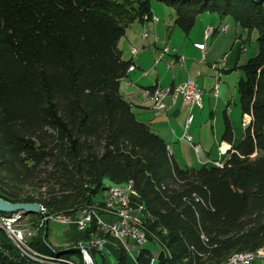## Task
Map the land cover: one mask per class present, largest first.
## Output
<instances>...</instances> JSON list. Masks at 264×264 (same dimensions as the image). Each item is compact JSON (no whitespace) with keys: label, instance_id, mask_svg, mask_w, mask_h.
I'll return each instance as SVG.
<instances>
[{"label":"trees","instance_id":"trees-1","mask_svg":"<svg viewBox=\"0 0 264 264\" xmlns=\"http://www.w3.org/2000/svg\"><path fill=\"white\" fill-rule=\"evenodd\" d=\"M152 1L174 11L186 36L204 14L258 35V55L237 83L248 122L235 146L226 120L232 147L221 167H180L120 94L130 63L118 43L132 24L151 21ZM128 184L145 207L149 244L163 242L156 264H227L264 249V0H0V197L75 219ZM40 235L29 240L34 251L85 264L79 241L50 250ZM95 238L129 264L95 223L80 242ZM151 258L143 249L137 264ZM0 264L52 263L24 257L0 230Z\"/></svg>","mask_w":264,"mask_h":264},{"label":"crops","instance_id":"crops-1","mask_svg":"<svg viewBox=\"0 0 264 264\" xmlns=\"http://www.w3.org/2000/svg\"><path fill=\"white\" fill-rule=\"evenodd\" d=\"M173 16L170 14V17L174 22L175 13ZM153 17L157 18L154 14ZM225 21L226 20H222V22ZM160 22V20L157 23H154L153 21L145 23L136 22L127 29L125 36L119 41L118 48L122 54L123 60L130 63V67H134L135 69L133 71H128L127 76L121 81L120 94L131 105L137 120L148 125L150 129L166 143L171 155L180 167H182V163L187 162L191 158L201 162L203 165H215L216 162L225 164L228 160L227 153L232 147L223 140L226 120L228 119L233 127L235 146L242 140L245 131V123L248 122V118L243 117L241 114L239 102L237 107L243 121L242 126H238V123L233 122L231 119L233 112L230 106L231 104L228 103V94L230 95L231 92L229 91L233 90L232 86L230 87L228 84L224 86L226 84L224 81L223 86L219 90L218 97H214L213 95L214 78L211 66L216 59L209 60L208 56L209 53L211 54L215 50L216 43L221 41L223 36L222 34L229 31V26L225 24L224 28L226 27L227 30L226 32L221 33L219 30L210 26L213 22H216L213 14H204L201 16V19L198 18L197 23L193 28L197 37L195 38L192 36L191 33L193 30L188 36L184 34L188 42L186 43V47L183 46L180 48V54L185 57L184 62L181 63L179 61L181 58L179 53L177 55L175 50L173 49L172 51L169 46H160L159 38L155 37L154 39L152 37V34L156 33V27L158 28ZM148 23H150V25ZM211 28V35L205 39L206 31ZM143 33L146 34L145 39L143 38ZM243 35H245L243 31L241 35L237 34L236 41L233 43L230 51L222 58L225 59L224 76L230 75L235 69L242 67L239 66V63L242 58V52L246 50ZM200 36L202 38L200 41H197ZM210 41V46H207ZM194 42H202V44L206 46V49L201 48V51H194ZM165 48H169V53L161 55L163 49ZM132 49L137 50L134 55L132 54ZM156 54L159 55V58H157ZM200 54L201 58L198 59ZM148 55L151 59L153 58L155 64H157V59L160 63L164 62L168 71L173 69L172 67H170L172 69L168 68L171 61H174L176 64H181L183 68L181 70L174 71L172 76H170L171 78L161 80L159 74H154L157 70V66H155L154 69L152 67L149 68L145 66L144 59ZM241 78L242 75L240 74L234 87L236 90L237 83ZM187 81H195L197 83L202 95V105H204L203 98L209 97L212 101L211 128H208V122H203L204 120H201L200 116L198 117L200 108L196 107L192 110V124L186 131L191 137L193 145L199 147L198 152L182 140L186 129V121L190 114V108L184 103V101L180 97L175 101L171 98L165 99L164 102L168 107L167 111L159 114L153 109V100L145 99L142 96L143 91L145 90L155 87L164 88L176 86ZM224 87H227V89L225 88L224 90ZM220 148L225 150L226 153L222 154ZM103 216L105 219L104 221H113L111 217L107 215ZM80 237V233L79 236L75 238L71 236L66 245L70 246L76 243L79 241ZM104 246L105 248L101 251L102 254L99 253L102 257V264L104 263V259H106L107 264H111L109 258L114 259L112 264H117V261L112 255L110 249L106 248V243ZM97 254L98 252H94L95 261ZM130 258L131 257H129V259ZM253 264H264V261L257 259V261Z\"/></svg>","mask_w":264,"mask_h":264},{"label":"rangeland","instance_id":"rangeland-1","mask_svg":"<svg viewBox=\"0 0 264 264\" xmlns=\"http://www.w3.org/2000/svg\"><path fill=\"white\" fill-rule=\"evenodd\" d=\"M152 11H153L152 13L157 18H159V20L161 21L160 24L158 25V28L156 27V33L152 34V37L154 39H155V37L159 38L160 46H162V47L169 46L172 51L174 49L175 53H177V55L179 53V56L181 57L180 59L184 62L185 57L180 54V48L183 46L186 47L187 46L186 43L188 42V40L185 38L186 36L183 34V32L179 28L174 26V22L170 17V14L173 16L174 11L171 8H168V7L158 3L156 1H152ZM213 17H214L216 22H213V24L210 26H212L214 29L219 30L221 33L224 32L225 24L229 26V31H227V33L222 34L223 36H222L221 41L218 40L219 42L216 43L215 50L211 54L209 53L208 59L209 60L216 59L215 62L213 63V64H215V63H218L219 60L222 59L224 57V55L230 51L233 43L236 41L237 34L241 35L242 30L239 26H237V24L231 18L224 19L226 21L222 22V20L217 15H213ZM199 18L201 19V16ZM148 24L150 25V23H148ZM144 34L145 33H143L142 35L144 36ZM191 34L193 37H195V38L197 37L194 30L192 31ZM201 38L202 37L200 36L197 39V41H200ZM257 38H258V35L256 32H253L250 36H248V34L243 35V39L245 42L244 46H245L246 50L242 52V58H241V61L239 63L240 64L239 66H243L244 64H246V62H248L249 59L254 58L258 55L259 46L257 43ZM193 44H195L194 45V48H195L194 51L195 50L201 51L202 50L201 48L206 49V46L204 44H202V42H194ZM210 44H211V41L208 43L207 46H210ZM156 55H157V58H159V55L158 54H156ZM200 58H201V54H200L198 59H200ZM144 64L146 67H149V68L152 67L153 69L155 68V66H157V70L154 74H159L161 80L171 78L170 76H172L174 71H178V70H181L183 68V66L181 64L174 63L172 66L173 69L170 68L172 70L168 71L164 62L160 63L157 59V64H155V61L153 60V58L151 59V57L149 55L145 57ZM224 70H225V68H224ZM224 70H222L220 73V74H223L221 87L223 86L224 81H225L226 84L224 86H226L228 84V86H230V87L232 86V88H233V90H230V91L228 90L229 92H231L230 95L228 94V96H229L228 97V99H229L228 103L231 104V105L230 104L229 105L231 106L232 112H233L231 115V119L233 122H237L238 124L237 123H235V124H237L238 126H242L243 121L241 119V115H240L238 107H237L238 102H239L238 90H236L234 87H235V84L238 80L239 75L241 74L242 78H243L244 74H243L241 68H237L233 71L232 74L224 76ZM146 71H148V70H146ZM212 72H213V75H215V73H214L215 71L213 69H212ZM165 88H168V87H164L163 89H165ZM225 88L227 89V87H224V90H225ZM231 94H232V96H231ZM142 96H143V94H142ZM203 100H204V105H202V107L200 108V111L198 112L199 113L198 117L200 116V119L204 120L203 122H208L207 126L210 129L211 125H212V122H211L212 121V115H211V112H212V103L211 102L212 101L209 99V97L203 98ZM198 113H196V114H198ZM181 166H182V168H194L196 170H200L202 168L203 164L201 162H198L194 158H191L187 162L182 163ZM104 196H103V198H104ZM103 198H101V199L103 200ZM132 200L134 203L139 204V202H138L139 200L137 197H133ZM19 213H21V212H17L14 214L18 215ZM4 215L12 216V214H4ZM49 215H54V214H49ZM24 217H26V218L24 219ZM48 217L49 216L47 214L43 215V212L42 213L40 212L39 214L23 213L22 220L17 222L18 224H16L15 226L17 227L20 225V227L27 230L31 234L30 239L35 238V237H39L40 234H41L40 235L41 239L42 238L46 239V236H47V242L46 243H47L48 247H51L50 250H52V248H54V249H68L70 246L66 245V244H67L69 238H71V236L73 238H75V237L79 236V233H80V235H82V233H84V232L78 231L77 228H75L72 225H64V224H59V223H55V222H52L50 220H47L46 218H48ZM100 217L102 219H104L103 215H100ZM12 218L13 217H11V219ZM41 223H43V224H41ZM80 239H81V237H80ZM80 239H79V242H77V247L79 246L78 244L80 243ZM160 243L163 246V242H160ZM145 249L151 251L153 254H155L157 252V247L152 245V244H147L145 246ZM137 252H138L137 249H133V255L135 257L137 256ZM109 260H110L111 264L114 261L113 258H109ZM129 260H130L129 264H136L131 258ZM96 262H97V264H102V257L99 253L97 254Z\"/></svg>","mask_w":264,"mask_h":264},{"label":"built area","instance_id":"built-area-1","mask_svg":"<svg viewBox=\"0 0 264 264\" xmlns=\"http://www.w3.org/2000/svg\"><path fill=\"white\" fill-rule=\"evenodd\" d=\"M143 38H146V36H143ZM136 51L137 50L132 49V54L134 55ZM219 62H221V60H219ZM219 62L213 64L211 67H216ZM222 76L223 74L213 75L215 85H220V88L222 84ZM168 88L163 89L162 92H158L157 96H161L163 92H167ZM196 88L197 83L195 81H187L186 86L181 89L180 98L190 108V114L186 121V129L182 140L198 152L199 147L193 145L191 137L186 132L193 121L192 110L196 107L201 108L202 106V103H198ZM214 97H218V94H215ZM167 108V104L154 103L153 106V109L159 114L167 111ZM220 151L222 154L226 153L222 148H220ZM214 166L221 167L223 164L221 162H216ZM132 189V186H126V190L113 189L110 187L108 189V191H110V200H102L101 206H94L83 210L75 219L67 215L61 216L60 220L46 219L59 224L74 225L80 232H84L92 223L96 224L97 231H100L101 233L116 232L122 236V240H125V243L128 246L129 257H131L137 264V258L133 255V249H137V253L139 254V252L145 249V246L149 244V240L148 234L144 231V222L141 218V213L139 212V206L132 200ZM42 212L43 211H41V213ZM100 215H107L111 217L113 221L106 222L100 217ZM11 217L13 218L11 219ZM0 224L8 225L10 229L13 230L14 237L27 245V251H32L39 256V253L34 251L29 244L31 234L24 228L20 227V225L17 227L15 226V214H12V216L0 214ZM77 248H80V245ZM104 248V245L97 244L92 239L89 242V245H87V248L82 249H85L87 253H90V263L97 264L92 252L100 253ZM157 257V252L155 254L152 253L150 264H155ZM261 260L264 261V254H261ZM238 261L239 264H253L257 260H251V257H247V259H241Z\"/></svg>","mask_w":264,"mask_h":264},{"label":"bare ground","instance_id":"bare-ground-1","mask_svg":"<svg viewBox=\"0 0 264 264\" xmlns=\"http://www.w3.org/2000/svg\"><path fill=\"white\" fill-rule=\"evenodd\" d=\"M151 21H153L154 23H157L159 21V19H157L155 17H152ZM226 30H227V28L226 29L224 28V32ZM211 33H212V28L208 29L206 31L205 39H207L209 37V35H211ZM144 36H146V34H144ZM167 53H169V48H165L162 51L161 55L167 54ZM179 61L181 63L183 62L181 59ZM173 64H174V61H171V63L169 64L168 68L172 67ZM224 68H225V59H221V62H219V64H217L216 67H212V69L215 71L214 72L215 75L216 74H220L221 71L224 70ZM133 70H135L134 67H130L128 71H133ZM186 84H187V82H185L183 84H180V85L171 86V87H169L167 89V92H163V94H161V96H157V94H158V92H162L163 88L155 87V88H152V89H148V90L143 91V96H144L143 98L151 99V100H153L154 103H159V104H165L164 101L167 98H171L173 101H175L177 98L180 97L181 89L183 87H185ZM219 90H220V85H215V80H214L213 95L215 96V94H218ZM196 96H198V103H201L202 102V95H201V91H200L198 85H197V88H196ZM126 186H132V185L128 184V185H123V186H112V188L113 189H119V190H126ZM132 196L138 198V195H137V193H136V191L134 189H132ZM103 200H110V191H108V190L106 191ZM137 205L139 206V212L141 213V218H142V220L144 222L145 207H144L143 204H140V203L137 204ZM41 209L43 211V215L47 214L49 216L48 218L53 219V220H60L61 216H66V215H63V214L49 215L48 214L49 212L47 213L46 210L43 207H41ZM22 217H23V213H19L18 215H15V224H18L17 222L21 221ZM25 218L26 217H24V219ZM41 224H43V223H41ZM0 230H2V232L4 234H6V236L11 240L12 244L14 245V247L24 257H27L29 259H34L36 261L47 262V263H52V264H64V263L74 264V263H71V262H68V261H62V260L60 261V260H58L56 258L47 257V256L41 255V254H39V256H38L37 254L33 253L32 251H27V245L25 243L21 242L16 237H14L13 230L10 229V227L8 225H0ZM144 231H146L145 226H144ZM103 233L109 235L110 238H112L115 241H117L118 243H120L122 245V247L126 250L127 254L129 255L128 246L125 243V240H122V236L121 235L117 234L116 232H103ZM146 233H147V231H146ZM93 240L97 244L105 245V243H106L105 239L95 238ZM155 243H156V246H158V247L162 246V244L156 238H155ZM78 245H80V248H78V249L81 252V255L83 257V260H84L85 264H92V263H90V253H87V251L85 249H82V248H87V245H85V244H83L81 242ZM162 251H163V249H162ZM261 254H264V249H262L260 251L252 252V253H239V254L236 253L235 255H233L230 258V260H229V262L227 264H239L238 260L247 259V257H251V260L261 259Z\"/></svg>","mask_w":264,"mask_h":264},{"label":"water","instance_id":"water-1","mask_svg":"<svg viewBox=\"0 0 264 264\" xmlns=\"http://www.w3.org/2000/svg\"><path fill=\"white\" fill-rule=\"evenodd\" d=\"M23 212L26 214H39L41 206L39 204L11 203L0 197V214H14Z\"/></svg>","mask_w":264,"mask_h":264}]
</instances>
